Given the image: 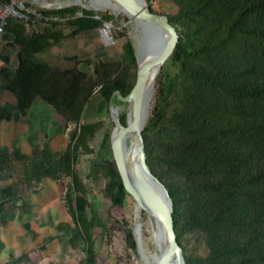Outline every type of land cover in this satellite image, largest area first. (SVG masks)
Masks as SVG:
<instances>
[{"label": "trees", "instance_id": "16d2710c", "mask_svg": "<svg viewBox=\"0 0 264 264\" xmlns=\"http://www.w3.org/2000/svg\"><path fill=\"white\" fill-rule=\"evenodd\" d=\"M172 1L176 12L167 17L179 45L161 68L163 79L154 116L163 111L175 80L185 75L188 84L171 117L177 140L158 158L166 175L180 176L183 185H169L151 165L144 131L153 116L141 131L146 161L170 195L177 241L179 227L205 235L208 253L195 260L184 254L186 264H264V0ZM71 10L63 8L58 14L63 17ZM110 19L106 14L82 10L70 22L84 30L97 25L98 20ZM56 24L52 20L50 27L26 35L19 20L8 19L5 30L13 32L14 43L23 51L36 53L63 37L60 30L53 29ZM28 78L22 71L24 84L7 88L19 100L27 93ZM132 85H106L101 90L108 100L114 90L125 95ZM120 120L125 123L121 115ZM101 126V120L80 123L61 152L50 151L44 144L32 157L18 151L0 153V167L11 161L23 162L25 185L32 186L33 192L42 177H68L74 194L68 209L74 233L84 243L83 264H98L92 232L95 227L105 230L106 225L86 200L87 186L74 168L76 154L82 151L95 158L85 179L89 185L102 180L103 194L113 207L122 208L128 195L111 158L108 133L97 148L88 145ZM39 156L43 161L37 163ZM15 188L19 191L16 184L2 190L8 201L0 210L14 208ZM122 224L128 247L136 249L132 228H126L127 221ZM58 226L69 227L66 223Z\"/></svg>", "mask_w": 264, "mask_h": 264}, {"label": "rangeland", "instance_id": "374dc122", "mask_svg": "<svg viewBox=\"0 0 264 264\" xmlns=\"http://www.w3.org/2000/svg\"><path fill=\"white\" fill-rule=\"evenodd\" d=\"M88 1L97 5V9L82 6ZM146 1L157 14L172 16L176 12L172 0ZM14 2L29 13L25 21H20L24 26V34L42 31L50 27V21L54 20L57 24L53 29L60 30L63 37L40 52L29 53L14 43L13 32L4 28L0 34V153L18 151L32 157L33 151H40L44 144L50 151L61 152L80 123L101 120V128L88 139V145L97 148L104 133H108L110 126L114 125L113 122L111 124L108 100L101 87L113 84L128 87L135 80L136 43L132 37L137 32L133 29L132 19L122 12L102 7L103 0ZM63 8L72 10L61 17L58 11ZM82 10L106 14L111 19L98 20L94 27L78 30L70 21L80 16ZM22 71L28 73L29 78L26 80L27 93L19 100L7 88L24 84L20 80ZM162 79L160 70L154 82L144 124L153 116L144 131L145 144L150 151L154 171L171 186L183 185L180 176L166 175L158 158L166 153L167 145L177 140L171 117L188 80L185 75L175 80L163 111L154 116ZM118 111L125 119V105H120ZM102 155L103 152L98 153V156ZM42 159L39 156L35 162H41ZM92 159L95 158L91 154L79 151L74 168L87 186L86 200L89 207L105 221V230L95 227L92 232L98 264H153L157 248L151 242L146 211L142 209L137 217L140 228L135 242L137 247L133 250L125 241L122 223L127 221L126 228H133L135 224L134 198L128 192L122 208L117 209L104 196L102 180L89 185L85 175ZM22 163L11 161L0 167L1 207L8 201L2 190L15 184L19 189H14L18 191V196L13 200L14 208L0 210V264H83L84 243L74 233L68 209L69 199H74L68 177H42L37 191L33 192L32 186L25 185ZM89 207H86L88 215ZM59 223L68 224V229L59 227ZM178 231L183 254L190 260L208 253L202 232L185 230L183 227H179Z\"/></svg>", "mask_w": 264, "mask_h": 264}, {"label": "water", "instance_id": "95a60500", "mask_svg": "<svg viewBox=\"0 0 264 264\" xmlns=\"http://www.w3.org/2000/svg\"><path fill=\"white\" fill-rule=\"evenodd\" d=\"M115 1L134 14L131 22L137 34L133 35L132 39L140 49L141 55L138 58L134 48L137 69L130 91L123 95L119 90H114L108 99L111 124L114 123L108 131L111 158L134 202L139 207L147 205L150 209L154 222L151 242L157 248L153 264H186L173 226L170 195L146 161L141 135L148 117V102L155 79L163 64L178 48V34L168 17L153 12L146 0ZM120 105H125L124 124L118 111ZM141 210L142 208L136 210V220L132 228L135 242L136 236L139 235L140 223L137 217Z\"/></svg>", "mask_w": 264, "mask_h": 264}, {"label": "built area", "instance_id": "2783aa9c", "mask_svg": "<svg viewBox=\"0 0 264 264\" xmlns=\"http://www.w3.org/2000/svg\"><path fill=\"white\" fill-rule=\"evenodd\" d=\"M28 14L27 10L22 5L15 4L14 0H9L6 3L0 2V34L5 28L8 19L25 21Z\"/></svg>", "mask_w": 264, "mask_h": 264}, {"label": "bare ground", "instance_id": "6f19581e", "mask_svg": "<svg viewBox=\"0 0 264 264\" xmlns=\"http://www.w3.org/2000/svg\"><path fill=\"white\" fill-rule=\"evenodd\" d=\"M103 4L101 5L102 7H107V8H109V9H111L112 11H114V12H122V13H124V14H126L128 17H130L131 19H134V14H133V12H131V10H129V9H127V8H125V7H123L122 5H120L119 3H117L115 0H103V2H102ZM76 4H79V3H76ZM80 5V4H79ZM82 6L83 7H86V8H95V9H97V5H94V4H92V2L91 1H88V2H86V3H84V4H82ZM118 14V13H117ZM135 50H136V53H137V56H138V58H140V55H141V51H140V49H138L137 48V45H136V47H135ZM148 104H149V102H148ZM135 208H136V210L138 209V208H142V209H144L145 211H146V213H147V215H148V219H149V224H150V232H151V237H152V229H153V226H154V222H153V220H152V218H151V215H150V209H148V207H147V205L145 206H143V207H139L136 203H135ZM153 222V223H152Z\"/></svg>", "mask_w": 264, "mask_h": 264}]
</instances>
